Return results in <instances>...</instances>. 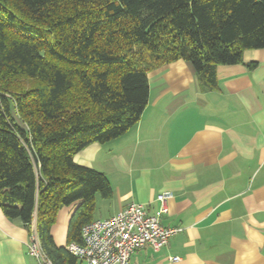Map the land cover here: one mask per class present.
<instances>
[{"label": "trees", "instance_id": "trees-1", "mask_svg": "<svg viewBox=\"0 0 264 264\" xmlns=\"http://www.w3.org/2000/svg\"><path fill=\"white\" fill-rule=\"evenodd\" d=\"M248 49H264V0H0V208L30 236L36 222L53 264H80L51 228L80 202L67 243L81 242L113 189L74 155L138 123L150 71L184 59L215 88Z\"/></svg>", "mask_w": 264, "mask_h": 264}, {"label": "crops", "instance_id": "crops-1", "mask_svg": "<svg viewBox=\"0 0 264 264\" xmlns=\"http://www.w3.org/2000/svg\"><path fill=\"white\" fill-rule=\"evenodd\" d=\"M244 61L219 65L215 88L184 59L150 71L138 123L74 155L113 189L111 198L97 197L93 220L132 203L156 214L158 194H173L161 223L182 230L159 250H136L130 264H264V49L246 50ZM79 203L60 210L64 232L51 228L56 245L68 244ZM29 241L22 222L0 208V264H40Z\"/></svg>", "mask_w": 264, "mask_h": 264}, {"label": "built area", "instance_id": "built-area-1", "mask_svg": "<svg viewBox=\"0 0 264 264\" xmlns=\"http://www.w3.org/2000/svg\"><path fill=\"white\" fill-rule=\"evenodd\" d=\"M172 197L173 194L169 191L158 194L160 205L156 214L149 213L140 203H132L113 216L93 220L82 227L81 242L72 241L66 248L80 264H130L136 250L146 245L159 250L182 230L181 227L161 223V216L168 212V201ZM29 253L40 264H53L41 246L35 221L32 225ZM170 259L177 262L180 257Z\"/></svg>", "mask_w": 264, "mask_h": 264}, {"label": "rangeland", "instance_id": "rangeland-1", "mask_svg": "<svg viewBox=\"0 0 264 264\" xmlns=\"http://www.w3.org/2000/svg\"><path fill=\"white\" fill-rule=\"evenodd\" d=\"M63 207H64V206H63ZM63 207H62V208H63ZM62 208H61V209H62ZM61 209H60V210H61ZM59 212H60V211H59ZM58 215H59V213H58ZM95 215H97V214H95ZM59 217H61V212H60ZM59 217L57 216V219H58ZM53 225H54L53 228H57L58 230L64 232V228H63V226L61 225L60 222L58 223L57 220H56V222H55ZM67 229H68V226H67L66 231H65V234H64L65 240H66V237H67Z\"/></svg>", "mask_w": 264, "mask_h": 264}]
</instances>
